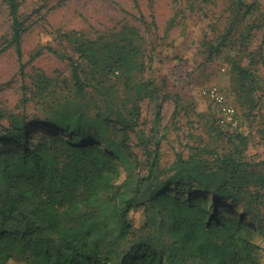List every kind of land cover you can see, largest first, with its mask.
<instances>
[{"label":"rangeland","instance_id":"1","mask_svg":"<svg viewBox=\"0 0 264 264\" xmlns=\"http://www.w3.org/2000/svg\"><path fill=\"white\" fill-rule=\"evenodd\" d=\"M242 1L18 0L22 67L0 0V135L25 125L28 135L103 147L119 167L122 199L152 161L156 183L176 176L172 187L203 201L227 180L216 204L250 226L264 264V0ZM233 63L252 74L242 93ZM210 85L240 114L233 135L221 134L201 94ZM1 145L18 144L0 136ZM150 230L129 236L121 253Z\"/></svg>","mask_w":264,"mask_h":264},{"label":"trees","instance_id":"2","mask_svg":"<svg viewBox=\"0 0 264 264\" xmlns=\"http://www.w3.org/2000/svg\"><path fill=\"white\" fill-rule=\"evenodd\" d=\"M4 1L23 67L19 2ZM82 48L81 55L88 50ZM218 49L219 43L211 45L209 54ZM232 72L244 92L251 72L237 63ZM72 74L83 91L77 63ZM0 136L18 144L14 150L0 146V264H260L250 226L216 204L229 192L227 180L215 187V200L203 201L172 187L176 176L156 183L152 161L122 199L119 167L103 147L62 135H28L25 125ZM257 185L264 188V173ZM144 229L152 230L121 253L122 243Z\"/></svg>","mask_w":264,"mask_h":264},{"label":"built area","instance_id":"3","mask_svg":"<svg viewBox=\"0 0 264 264\" xmlns=\"http://www.w3.org/2000/svg\"><path fill=\"white\" fill-rule=\"evenodd\" d=\"M201 94L210 104V111L214 116L217 127L227 133L237 132L242 127L240 114L226 94L216 85L202 88Z\"/></svg>","mask_w":264,"mask_h":264},{"label":"crops","instance_id":"4","mask_svg":"<svg viewBox=\"0 0 264 264\" xmlns=\"http://www.w3.org/2000/svg\"><path fill=\"white\" fill-rule=\"evenodd\" d=\"M219 130H220V129H219ZM221 134H222V132H221ZM223 134H224V135H228V136L233 135V134L224 133V132H223ZM215 144H216L215 141H210V145H213V147L215 146ZM200 145L203 146L205 149H210V148H212V147H210V145H209V146H207V145H203V144H200Z\"/></svg>","mask_w":264,"mask_h":264}]
</instances>
